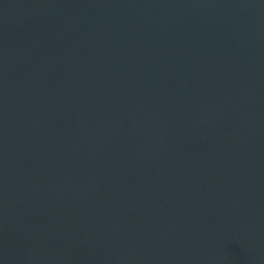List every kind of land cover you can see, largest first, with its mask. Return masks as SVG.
<instances>
[{
	"label": "water",
	"instance_id": "water-1",
	"mask_svg": "<svg viewBox=\"0 0 264 264\" xmlns=\"http://www.w3.org/2000/svg\"><path fill=\"white\" fill-rule=\"evenodd\" d=\"M0 264H264V0H0Z\"/></svg>",
	"mask_w": 264,
	"mask_h": 264
}]
</instances>
